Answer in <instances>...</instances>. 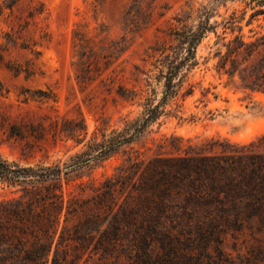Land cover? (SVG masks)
Listing matches in <instances>:
<instances>
[{
  "label": "trees",
  "instance_id": "obj_1",
  "mask_svg": "<svg viewBox=\"0 0 264 264\" xmlns=\"http://www.w3.org/2000/svg\"><path fill=\"white\" fill-rule=\"evenodd\" d=\"M18 1L0 0V20L4 7L13 8ZM132 10H125V19H131ZM45 12L42 2L29 5L19 15L18 27L6 32L14 42L22 38V45L36 57L41 54L36 45L50 37L41 22ZM209 13L201 11L196 24L176 17L182 25L172 27L170 39L154 47L158 52L154 68L142 70L155 95L153 78L164 79L162 95L150 96L142 117L127 121L121 130L107 133L105 126L97 127L102 138L96 133L84 158L70 168L99 163L132 142L182 85L180 71L185 63L189 69L197 62V47L208 31L217 35L219 69L238 73L245 87L264 91V30L247 37L236 15L212 24ZM257 13H264V8ZM220 25L222 32L216 30ZM236 28L239 32L228 36L229 29L234 33ZM73 41L79 81L86 85L100 79L110 92L137 97V89L117 84L124 37L112 38L104 30L92 33L78 25ZM11 69L31 76L36 64L13 63ZM3 90L0 79L1 94ZM228 145L221 152L130 157L99 182H81L68 194L63 173L69 170L59 164L21 165L0 159L1 177L19 192L0 199V264H174V256L189 249L208 255V242L196 246L197 238L264 234V132L247 143Z\"/></svg>",
  "mask_w": 264,
  "mask_h": 264
},
{
  "label": "rangeland",
  "instance_id": "obj_2",
  "mask_svg": "<svg viewBox=\"0 0 264 264\" xmlns=\"http://www.w3.org/2000/svg\"><path fill=\"white\" fill-rule=\"evenodd\" d=\"M2 1V0H1ZM44 3L41 22L50 37L36 45L41 54L10 40L6 32L20 22L19 15L33 3ZM133 8L125 19L124 13ZM264 0H19L13 8L4 7L0 20V159L21 165L59 164L63 169L65 193L78 190L79 184L99 182L112 174L116 166L130 157L188 152H221L228 142L247 143L264 132V91L245 87L238 73L219 69L215 53L217 35L208 31L199 43L197 62L180 71L181 84L161 105L158 116L144 126L130 143L123 144L107 159L70 168L84 158L83 151L101 130H121L127 121L141 118L150 96L162 95L160 77L153 78L151 90L142 70L154 68L158 56L154 48L170 39L177 16L189 24L199 22L201 11L209 9L210 22L236 15L242 32L248 37L264 30ZM255 13V14H254ZM251 22L249 23V21ZM80 26L92 33L105 31L112 38H125L126 49L118 64L120 79L138 91L137 97L125 98L114 89L94 80L84 85L76 76L73 28ZM216 30L222 32V27ZM234 33L229 29L228 36ZM6 48V49H4ZM34 60L36 73L16 74L11 64L27 65ZM139 66V69L136 68ZM162 79V78H161ZM178 79V78H177ZM52 96H46L47 92ZM19 195L16 187L0 175V199ZM208 242L210 251L202 257L181 252L174 264H264V234H229L197 238L196 246Z\"/></svg>",
  "mask_w": 264,
  "mask_h": 264
}]
</instances>
